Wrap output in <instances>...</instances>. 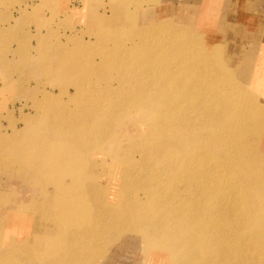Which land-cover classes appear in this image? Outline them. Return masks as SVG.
<instances>
[{"label":"rangeland","instance_id":"374dc122","mask_svg":"<svg viewBox=\"0 0 264 264\" xmlns=\"http://www.w3.org/2000/svg\"><path fill=\"white\" fill-rule=\"evenodd\" d=\"M238 1L0 0V264H189L195 241L264 264L253 226L233 225L231 176L197 172L170 136L146 143L155 115L125 101L188 96L189 131L231 142L244 126L264 173V30L233 24Z\"/></svg>","mask_w":264,"mask_h":264},{"label":"bare ground","instance_id":"6f19581e","mask_svg":"<svg viewBox=\"0 0 264 264\" xmlns=\"http://www.w3.org/2000/svg\"><path fill=\"white\" fill-rule=\"evenodd\" d=\"M180 94L182 93H178V91L176 92V95L174 94L175 97L173 102V108L169 112H164L163 110L159 109V106L162 105V102L164 103L165 102L164 100L170 98V94L167 93L158 94L159 96L158 102H157L158 98H152L146 102L143 101L145 99L141 100L143 96L144 97L147 96V91L129 95V97L126 98L125 101L126 102L128 101V103L131 101H137V103L143 105L146 104L148 106L146 110L149 111L150 115L152 114L153 116L155 115L153 119H151L148 122V124H146L147 131L146 134H143V137L146 139V143L151 144L154 141L153 139L155 138L162 139L164 137L165 140H167L166 138L170 136L169 139L171 138L172 143L174 142L175 147L178 148L177 149L178 151L176 152H179L180 157L184 156L183 159L185 160L187 159L188 161L191 152L193 151L198 152L197 158L195 157V159H197L199 163L197 172H200L203 169L202 163L205 160V162L208 164L206 166L209 168V169L207 168L208 174L211 171H212L211 174H215V173L218 174L219 170L216 169L217 172H215L214 169L219 167L221 170L223 169L225 171L224 172L225 174H229L231 176L230 177L231 181L229 182L230 183L229 197L231 199V206L229 205V208L232 214L234 215V217H240V219L237 220L233 225L238 226V228L241 229V227L250 223L253 226L254 230L253 232L251 230L247 231V233L244 232L245 234L244 239L246 238L247 234H251L250 232H252L254 238L256 239L262 238V240L264 241V173L256 168V163L252 159L246 156V152L244 150V146H245L244 137L246 134L244 132L245 127L239 126L235 128L237 130L231 132L229 131V133L231 134H237L236 136L232 135L231 142H229L225 138L219 139L217 136H212V138L210 139H203L204 137H206L207 134H200V136H198L196 133L193 134V132L192 131L190 132L188 129V128H192L193 124L187 122L190 120V116H188L187 114L192 112V109L191 107H189V105H187L186 107H184V105L192 104L191 106H194V105H198L199 102L195 103L194 100L190 101L188 99V96L181 97ZM148 95H151V93ZM220 98L224 99L225 96L221 95ZM137 99L141 101L138 102ZM157 110H159V112L156 113ZM227 110L228 109H226L225 107H222L219 110V115L223 116ZM207 117L208 116L203 115L202 118L199 117L197 120H199L200 122H202V120L205 119H207V121L212 120L211 118L209 119ZM172 121H174L172 123L174 125L164 124V122H172ZM74 125L75 124H70V126H74ZM82 127H85V129L88 130V124L86 122L82 125ZM195 140H198V142ZM200 141H206V143H209V145L204 147L199 143ZM148 148L150 149V147L146 145V149ZM154 150L155 147L152 146L151 151L154 152ZM166 150L167 149H165V145H160L159 148H157V151L160 154L162 152L165 153ZM169 151L170 149H168L166 152ZM219 152H223L224 154L223 159L217 156ZM210 155L212 156L215 155V156L213 158L208 157ZM176 165L178 167L183 166L185 168L192 167L191 164H189L188 162L186 165V163L185 164L181 163L180 160L178 163H176ZM200 173H202V171ZM240 202L243 203L242 206L243 209L239 207ZM175 211L172 212V214H175L176 216L179 215V212L178 211L175 212ZM244 214H247L248 216H245ZM174 222L178 223L176 220H174ZM159 223L161 224L160 221ZM231 227L232 225L229 228ZM235 229H237V227ZM175 230L185 234L194 231L192 227L182 228L179 226L177 227V224H175ZM231 235L233 234L231 233ZM241 238L243 237L241 236ZM175 244L174 245L172 244V246L170 247L172 248L173 246H175ZM186 245L187 242H184L182 246H186ZM192 245L196 247L195 253L191 251L189 253L186 252L184 255L185 260L189 262V264L191 263L192 264H236L238 261L237 259L238 253L233 254L230 248L229 249L226 248L225 244L215 245L216 249L214 252L205 251L204 247L207 248L209 246L203 247V245L197 244L196 241L195 244L192 243ZM261 248L264 249V244L261 245ZM233 250H235L234 247Z\"/></svg>","mask_w":264,"mask_h":264},{"label":"crops","instance_id":"0c3cea01","mask_svg":"<svg viewBox=\"0 0 264 264\" xmlns=\"http://www.w3.org/2000/svg\"><path fill=\"white\" fill-rule=\"evenodd\" d=\"M247 2V0H246ZM236 3V0H232L231 3L228 5V10L232 8V6ZM248 4V2H247ZM236 5V4H235ZM244 0H239L237 2V9L234 17L232 18L233 24L239 25L241 29L250 30L254 26H260L264 30V0H256L254 7H247L245 6ZM230 12V11H229ZM219 38V37H218ZM217 38V39H218ZM261 40V44L264 47V31L259 37ZM259 39V40H260ZM246 56H244L245 59ZM240 62V61H236ZM258 81V82H257ZM264 76L260 75L256 77V91L258 94L264 97Z\"/></svg>","mask_w":264,"mask_h":264}]
</instances>
